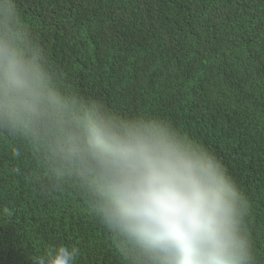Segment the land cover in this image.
I'll list each match as a JSON object with an SVG mask.
<instances>
[{"label":"trees","instance_id":"16d2710c","mask_svg":"<svg viewBox=\"0 0 264 264\" xmlns=\"http://www.w3.org/2000/svg\"><path fill=\"white\" fill-rule=\"evenodd\" d=\"M70 91L123 115L167 119L214 152L247 204L264 264V0H15ZM124 264L78 182L42 149L0 132V264Z\"/></svg>","mask_w":264,"mask_h":264},{"label":"clouds","instance_id":"9594fccd","mask_svg":"<svg viewBox=\"0 0 264 264\" xmlns=\"http://www.w3.org/2000/svg\"><path fill=\"white\" fill-rule=\"evenodd\" d=\"M0 132L78 182L124 264H255L248 204L223 161L167 119L123 115L60 80L15 0H0ZM58 245L46 264H76Z\"/></svg>","mask_w":264,"mask_h":264}]
</instances>
